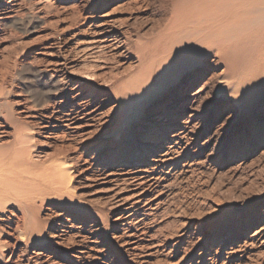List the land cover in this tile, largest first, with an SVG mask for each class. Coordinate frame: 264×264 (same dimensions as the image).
<instances>
[{"label":"rangeland","instance_id":"374dc122","mask_svg":"<svg viewBox=\"0 0 264 264\" xmlns=\"http://www.w3.org/2000/svg\"><path fill=\"white\" fill-rule=\"evenodd\" d=\"M0 264H264V0H0Z\"/></svg>","mask_w":264,"mask_h":264},{"label":"bare ground","instance_id":"6f19581e","mask_svg":"<svg viewBox=\"0 0 264 264\" xmlns=\"http://www.w3.org/2000/svg\"><path fill=\"white\" fill-rule=\"evenodd\" d=\"M116 38V37H115ZM114 39V38H113ZM117 40L118 39H116V42H117ZM115 41V40H114ZM120 45V44H119ZM119 47V46H118ZM87 102V101H86ZM79 105V104H78ZM76 108H74V107H72L70 110H69V112H67V113H64L63 114V118L61 119V121L62 122H64V125L63 126H66V127H69V128H71V129H73V130H75V129H77V126H75V124L78 122V119H79V117H81V116H79V112H78V110L76 111L75 110ZM84 115V114H83ZM79 116V117H78ZM61 117V116H60ZM83 117V116H82ZM81 117V118H82ZM89 118V117H88ZM60 120V119H59ZM183 123H185L184 121H183ZM79 128V127H78ZM72 130V131H73ZM77 131V130H76ZM63 171H67V170H63ZM137 183V182H136ZM139 183V182H138ZM152 184V183H151ZM140 208V207H139ZM124 209H126V211L127 210H129L130 209V207H125ZM128 215H130V214H128ZM130 235H135V234H130ZM134 237H136V235L134 236Z\"/></svg>","mask_w":264,"mask_h":264}]
</instances>
